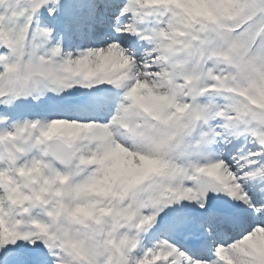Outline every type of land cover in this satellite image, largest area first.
I'll list each match as a JSON object with an SVG mask.
<instances>
[{"label": "snow or ice", "instance_id": "obj_1", "mask_svg": "<svg viewBox=\"0 0 264 264\" xmlns=\"http://www.w3.org/2000/svg\"><path fill=\"white\" fill-rule=\"evenodd\" d=\"M0 264H264V0H0Z\"/></svg>", "mask_w": 264, "mask_h": 264}]
</instances>
